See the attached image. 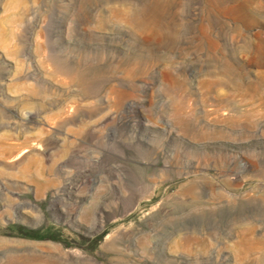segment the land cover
<instances>
[{"label": "rangeland", "instance_id": "rangeland-1", "mask_svg": "<svg viewBox=\"0 0 264 264\" xmlns=\"http://www.w3.org/2000/svg\"><path fill=\"white\" fill-rule=\"evenodd\" d=\"M0 264H264V0H0Z\"/></svg>", "mask_w": 264, "mask_h": 264}, {"label": "bare ground", "instance_id": "bare-ground-1", "mask_svg": "<svg viewBox=\"0 0 264 264\" xmlns=\"http://www.w3.org/2000/svg\"><path fill=\"white\" fill-rule=\"evenodd\" d=\"M258 45H259V44H258ZM258 48H259V47H258ZM179 98H180V97H179ZM174 104H175V103H174ZM176 105H178V104H176ZM174 106H175V105H174ZM184 108H185V107H184ZM179 110H180V108H178V107L175 106L174 113L177 114L178 112H180ZM185 112H186V111H185ZM185 112H184V113H185ZM174 113H173V114H174ZM182 113H183V112H182ZM185 114H186V113H185ZM173 117H174V116H173ZM179 119H180V116H179ZM181 119H182V118H181ZM172 120H174V119L172 118ZM181 122H182V121H181ZM174 123H175V121H174ZM176 124H177V123H176ZM176 124H175V125H176ZM184 124L186 125L187 123H184ZM184 124H183V125H184ZM183 125H182V126H183ZM177 126H178V125H177ZM178 127H179V126H178Z\"/></svg>", "mask_w": 264, "mask_h": 264}]
</instances>
